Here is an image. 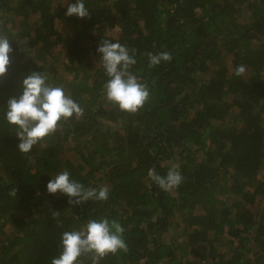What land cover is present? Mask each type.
I'll use <instances>...</instances> for the list:
<instances>
[{
  "label": "trees",
  "instance_id": "1",
  "mask_svg": "<svg viewBox=\"0 0 264 264\" xmlns=\"http://www.w3.org/2000/svg\"><path fill=\"white\" fill-rule=\"evenodd\" d=\"M62 3L0 0L13 49L0 76V264H51L62 233L102 218L121 224L128 251L99 264H264V0H84L86 18ZM105 39L135 49L130 71L149 91L136 113L104 95ZM163 51L172 60L149 67L145 53ZM33 71L84 115L22 153L5 112ZM173 165L183 182L163 191L148 170ZM64 170L108 199L48 193Z\"/></svg>",
  "mask_w": 264,
  "mask_h": 264
},
{
  "label": "clouds",
  "instance_id": "2",
  "mask_svg": "<svg viewBox=\"0 0 264 264\" xmlns=\"http://www.w3.org/2000/svg\"><path fill=\"white\" fill-rule=\"evenodd\" d=\"M67 4L66 16L76 15L86 18L91 15L85 7L84 0H75ZM13 51L6 35H0V76L7 72L10 64L9 54ZM101 53L102 66L109 79L103 85L104 95L108 102L118 107L120 111L136 113L149 99V91L145 84L130 71L136 63L135 49H129L120 42L102 40L97 48ZM149 58V67L170 62L172 56L167 51L157 54L145 53ZM246 73L244 65H238L234 75L243 76ZM41 72H31L22 79V92L18 97H10L7 101L5 119L15 126V135L19 140L17 148L22 153H30L47 136L55 133L61 121H67L73 116L81 118L84 109L66 94L63 86H53ZM41 145V144H40ZM43 147V145H41ZM148 177L163 191H171L178 187L184 177L178 165L170 167L166 175L157 174L155 168H149ZM46 191L55 194L58 191L66 195L70 205H78L89 200H107L108 187L99 189L86 188L83 184L70 178L67 170L52 176L47 182ZM16 196V189L10 193ZM58 211L53 212V218ZM124 228L116 220L102 218L90 220L81 230L65 231L61 235L62 251L53 257L51 264H80L79 258L90 256L92 264L109 253L115 255L118 251H128L123 238Z\"/></svg>",
  "mask_w": 264,
  "mask_h": 264
},
{
  "label": "rangeland",
  "instance_id": "3",
  "mask_svg": "<svg viewBox=\"0 0 264 264\" xmlns=\"http://www.w3.org/2000/svg\"><path fill=\"white\" fill-rule=\"evenodd\" d=\"M227 241L230 242V238H227ZM225 251H226L227 253L230 252V248H229L228 245L225 246ZM194 264H197V263H194Z\"/></svg>",
  "mask_w": 264,
  "mask_h": 264
}]
</instances>
